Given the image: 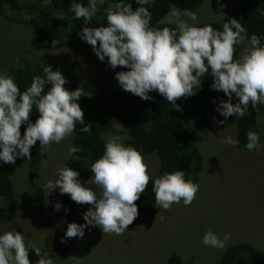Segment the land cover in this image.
I'll list each match as a JSON object with an SVG mask.
<instances>
[{"label": "clouds", "instance_id": "9594fccd", "mask_svg": "<svg viewBox=\"0 0 264 264\" xmlns=\"http://www.w3.org/2000/svg\"><path fill=\"white\" fill-rule=\"evenodd\" d=\"M105 0L73 2L69 11L74 19H83L89 24L98 11V5ZM153 0H136L141 5L133 10L130 3L118 0L114 8L107 12V26L84 27L79 37L92 46L96 57L108 67L121 66L126 71L115 73L122 90L140 97L152 99L149 93L158 92L176 110H181L176 100L196 94L202 78L211 73V90L222 91L227 97L220 100L215 110L225 120L230 116L243 118L247 114L249 103L253 107L264 104V44L235 18L222 26V31L211 25L197 26L189 21H198L191 10H174L175 29L150 27L151 13L144 5ZM264 15V9H257ZM186 17L187 19H184ZM248 40L245 54L234 59L235 47ZM44 77L32 78L30 86L23 92L10 75L0 74V162L14 164L17 157L31 159L30 149L39 141L40 146L59 144L70 136L76 125H82L80 131L91 133L90 124H85L84 113L78 104L82 96H87L82 88L68 90L64 87L68 81L59 70L53 71L51 65L44 66ZM46 84L51 87L44 92ZM233 94L238 102L233 104ZM215 103V100L213 101ZM33 108L39 116L33 123L30 115ZM217 123L223 124L224 121ZM26 129L21 136V125ZM245 148L249 151L261 147L256 132L246 133ZM222 143L236 147L238 140L231 136L223 138ZM80 148L70 145L67 158L78 153ZM93 176L86 181L101 190L84 187L78 177L79 172L68 167L57 169V178L48 180L44 185L47 194L58 188L61 194H68L77 204L93 205L84 214L85 223H70L65 236L67 238L84 235L88 226L98 227L102 233L122 235L139 216L135 203L152 180L155 194V206L169 210L173 204L183 201L190 206L199 191V185L185 179L183 170L164 173L152 178L144 156L130 145L122 143V137L109 138L104 145L100 158L92 163ZM59 210L62 205H54ZM68 209H65V213ZM165 217L160 216L161 222ZM230 233L223 238L208 230L202 238V244L214 248H224ZM29 249H36L25 242V236L17 230L0 234V264H30ZM37 264H53L49 258H41Z\"/></svg>", "mask_w": 264, "mask_h": 264}, {"label": "rangeland", "instance_id": "374dc122", "mask_svg": "<svg viewBox=\"0 0 264 264\" xmlns=\"http://www.w3.org/2000/svg\"><path fill=\"white\" fill-rule=\"evenodd\" d=\"M242 1L203 0L193 11L198 21L189 23L200 25L220 20ZM4 9L9 8H0V74L10 75L11 69L18 65H40L42 68L51 65L53 71L59 70L65 79L89 93L87 98H108L112 93L123 91L115 79V73L122 71L121 66L112 69L102 64L91 48L81 44L35 50L30 42L32 27L20 21L21 14L16 20L17 12L13 19ZM174 10L179 9L172 7L164 23L176 25ZM247 46L246 41L240 44L239 58L245 54ZM237 118L233 115L225 120L218 114L209 124L196 126L195 139L202 166L195 182L199 191L191 205L185 206L181 201L169 210L160 208L153 216L138 211L139 216L122 235L102 233L100 228L90 225L84 229L82 238L65 236L68 224L85 223L83 214L89 208L95 209L87 203L79 204V209L68 207L60 198L58 188L47 194L44 187L48 180L57 178V169L67 161L68 143L71 145L74 134L59 144L41 146L39 182L45 193L47 213L29 209L28 196L33 187L28 185V159L24 157L11 176L14 190L20 196L19 206L14 219L0 226V234L13 230L21 232L26 244L39 249L44 258L50 257L53 264H220L224 251L241 243L264 252V110L256 121L261 147L252 152L221 142L229 136L236 140ZM221 120L223 124L217 123ZM120 133L119 125L114 123L104 138L123 137ZM144 158L150 174L155 175L159 158L156 155ZM89 188L97 191L99 198L101 190L93 184ZM57 202L62 205L59 210L54 207ZM161 215L165 217L163 222ZM208 230L220 238L230 233L231 239L222 249L205 246L202 238ZM41 255L29 249L30 264H37Z\"/></svg>", "mask_w": 264, "mask_h": 264}, {"label": "trees", "instance_id": "16d2710c", "mask_svg": "<svg viewBox=\"0 0 264 264\" xmlns=\"http://www.w3.org/2000/svg\"><path fill=\"white\" fill-rule=\"evenodd\" d=\"M203 0H153L149 5H144L151 13L150 27L175 29L176 25L164 23V18L169 16L172 7L179 10H197ZM44 2H47L44 4ZM73 0H33L24 2L23 0H0V8L7 11V15L14 19L13 14L17 12L22 20L29 24L34 30L30 40L35 50H49L53 47H73L81 44L85 47L92 46L83 41L80 31L84 27L107 26V12L114 8L118 0H105L103 5H98V11L89 24H85L83 19H74V13L69 11V6ZM87 6L88 0H76ZM132 5L133 10L141 5L136 0H125ZM257 9H264V0H243L241 4L232 10L227 16L217 21H210L197 26L211 25L214 29L221 30L225 22L231 18L237 19L247 29L248 37L252 34L264 37V15ZM10 12V14H9ZM13 12V13H11ZM248 42V40H245ZM264 44V39L261 40ZM240 45L235 47L234 59H239ZM106 64L105 62H101ZM107 65V64H106ZM44 68L40 65L21 66L12 68L10 76L17 82L21 92L25 91L31 84L34 76L44 77ZM127 69L122 67V71ZM68 81L64 87L68 90H75L77 86L72 80ZM213 78L209 71L202 78L200 89L196 94L189 97H182L176 100V104L181 110L172 107L158 92L152 91L150 100H142L140 97L130 92L121 91L110 94L108 98H87L82 96L77 102L84 113L85 124H90L91 133L80 131L82 125L77 124L73 132V142L80 148V151L62 165L68 166L79 172V181L84 187H90L85 183L92 176L90 168L93 162L100 158L104 152L106 135L113 129V124L119 125L120 134L123 135L122 143L130 145L146 156L156 155L159 158V167L152 178H156L164 173H171L176 170L185 172V179L198 181V175L202 166V158L196 145L195 128L197 125L209 124L216 115L220 114L215 110L220 100L227 97L222 91L211 90ZM51 87L46 84L44 92ZM215 100V103L213 101ZM238 102V98L233 94L231 101ZM264 110V104H257L255 107L249 103L247 114L236 121L237 136L239 141L238 149L245 152H252L245 148L248 142L246 133L256 132L257 116ZM39 113L33 108L30 120L34 123ZM26 124H22L20 131L23 136ZM108 131V132H107ZM260 137V136H259ZM70 142L68 143V147ZM40 151L39 141L30 149L31 159L26 162L28 185L33 187L29 198V209L41 214L47 213V206L44 202L45 193L39 182L40 173ZM24 157H17L14 164L0 162V226L11 222L17 212L18 200L20 197L14 190L11 176L16 168L23 163ZM61 167V168H62ZM64 205L68 207L80 208L81 205L71 200L68 194H61L58 191ZM138 211L145 216H153L160 210L155 206V194L152 191V180L148 187L135 201ZM65 224V222H64ZM61 230L58 238L61 237ZM63 235V233H62ZM220 264H264V252L245 244H236L228 247L223 255Z\"/></svg>", "mask_w": 264, "mask_h": 264}]
</instances>
